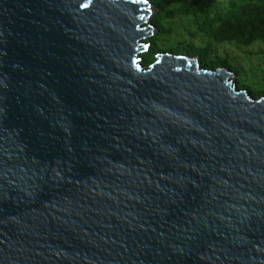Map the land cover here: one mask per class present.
Returning <instances> with one entry per match:
<instances>
[{"label":"water","instance_id":"1","mask_svg":"<svg viewBox=\"0 0 264 264\" xmlns=\"http://www.w3.org/2000/svg\"><path fill=\"white\" fill-rule=\"evenodd\" d=\"M157 10L0 0V264H264V93Z\"/></svg>","mask_w":264,"mask_h":264},{"label":"rangeland","instance_id":"2","mask_svg":"<svg viewBox=\"0 0 264 264\" xmlns=\"http://www.w3.org/2000/svg\"><path fill=\"white\" fill-rule=\"evenodd\" d=\"M151 1L154 3V0ZM217 1L225 4V0ZM162 3L164 8L174 10L176 15L162 19L164 31L158 30L156 34L148 37L150 45L146 52L152 51L153 57L164 51L186 53L196 55L200 61V53L183 46L191 42L193 46L206 49L207 57L225 59L227 66L236 74L235 81L238 86L246 88L253 96L264 93V38L250 44H242L236 40L217 42L211 34L198 29L195 8L200 2L162 0Z\"/></svg>","mask_w":264,"mask_h":264},{"label":"trees","instance_id":"3","mask_svg":"<svg viewBox=\"0 0 264 264\" xmlns=\"http://www.w3.org/2000/svg\"><path fill=\"white\" fill-rule=\"evenodd\" d=\"M197 1L200 2L195 8L198 29L211 34L217 42L236 40L242 44H250L264 38V0H225V4H220L217 0ZM154 3L158 10L152 22L163 32L162 19L176 14L174 10L164 8L162 0H154ZM183 46L200 53V63L205 67L228 64L225 59L207 57L206 49L193 46L191 42ZM142 56L144 64L154 60L152 51L145 52Z\"/></svg>","mask_w":264,"mask_h":264}]
</instances>
